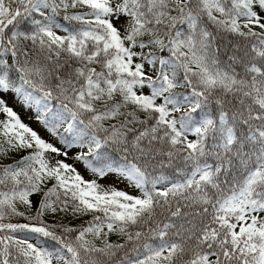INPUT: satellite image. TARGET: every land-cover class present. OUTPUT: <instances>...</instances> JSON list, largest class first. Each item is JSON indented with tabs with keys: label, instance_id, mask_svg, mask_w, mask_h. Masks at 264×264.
<instances>
[{
	"label": "snow or ice",
	"instance_id": "1",
	"mask_svg": "<svg viewBox=\"0 0 264 264\" xmlns=\"http://www.w3.org/2000/svg\"><path fill=\"white\" fill-rule=\"evenodd\" d=\"M0 264H264V0H0Z\"/></svg>",
	"mask_w": 264,
	"mask_h": 264
},
{
	"label": "rangeland",
	"instance_id": "2",
	"mask_svg": "<svg viewBox=\"0 0 264 264\" xmlns=\"http://www.w3.org/2000/svg\"><path fill=\"white\" fill-rule=\"evenodd\" d=\"M25 119L27 120V117H26V116H25ZM28 122H30V123H31V121H28ZM33 126H34V127H36V125H35V124H33Z\"/></svg>",
	"mask_w": 264,
	"mask_h": 264
}]
</instances>
